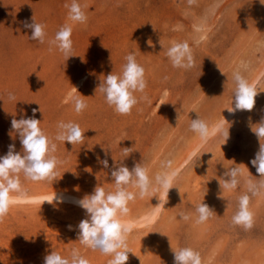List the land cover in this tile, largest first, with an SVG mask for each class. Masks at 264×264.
I'll return each mask as SVG.
<instances>
[{
    "label": "rangeland",
    "instance_id": "obj_1",
    "mask_svg": "<svg viewBox=\"0 0 264 264\" xmlns=\"http://www.w3.org/2000/svg\"><path fill=\"white\" fill-rule=\"evenodd\" d=\"M77 2L88 17L85 24L68 20L65 4L72 0H0V157L10 144L22 153L18 134L10 135L11 120L31 117L33 109L50 138L61 121L78 123L85 136L83 144L54 141L55 155L63 163L53 184L20 174L27 195L58 191L82 199L98 185L114 192V167L131 170L141 163L153 179V190L141 199L138 189H128L137 196L122 217L134 223L127 264H174V251L184 247L198 251L202 264H264V188L257 195L248 192L249 181L258 187L264 183L250 163L264 144L253 132L264 122V0ZM33 19L45 25L43 44L32 41L31 29L23 26ZM65 24L73 28V57L68 60L57 48L50 51L48 43ZM185 41L195 58L188 70L174 68L166 56L173 42ZM129 53L145 69L147 81L145 92L135 95L148 100H141L131 115L121 116L98 87L108 74L121 73ZM236 71L257 89L254 108L231 112L224 123L227 141L217 134L201 142L189 130L191 119L210 122L211 129L226 115L232 107L227 104L234 101ZM75 96L87 104L82 115L74 110ZM195 147L199 159L180 166L187 150ZM123 148H132L127 158ZM103 159L108 168L99 162ZM166 160L173 161L172 170H179L175 188L163 196L155 219L143 223L163 192L154 177ZM233 167L239 169V185L227 190L222 186L224 173ZM243 194L250 196V230L232 224ZM202 202L215 215L198 224L195 209ZM181 213L191 218L184 220ZM86 218L85 210L70 201L16 204L0 222V264H44L52 251L70 258L72 249L89 264H108L110 256L78 240V225Z\"/></svg>",
    "mask_w": 264,
    "mask_h": 264
},
{
    "label": "clouds",
    "instance_id": "obj_2",
    "mask_svg": "<svg viewBox=\"0 0 264 264\" xmlns=\"http://www.w3.org/2000/svg\"><path fill=\"white\" fill-rule=\"evenodd\" d=\"M193 0H189L191 4ZM68 8V20L73 24L87 23V15L77 0L65 4ZM24 28L31 29L32 41L45 43L47 33L45 25L35 22H22ZM73 28L69 24L62 26L55 34L54 38L49 40V50L57 48L68 60L72 56L73 41L71 39ZM166 56L172 66L177 69L188 70L195 66L193 49L188 42H173L167 49ZM126 63L122 65L119 75L110 73L99 85V91L104 95L106 103L114 111L121 115H131L132 110L141 100H148L146 95H141L138 99L136 93L143 94L147 88L145 79V69L138 64L135 54L129 53L125 57ZM222 73V72H221ZM223 74V73H222ZM235 91L233 94L235 108L231 107L229 112L236 110L252 111L255 105V97L258 95L257 89L253 84L241 74L240 71L233 73ZM73 87V86H72ZM76 91L77 89L73 87ZM81 96V95H80ZM80 96L72 97L74 110L77 115H82L87 108V104ZM9 100L15 101V96L9 94ZM233 103V102H232ZM162 105V104H161ZM40 110V108H39ZM37 109H33L31 117H21L11 120L10 135L14 132L18 134L22 145V153L15 151V145L10 144L6 155L0 157V222L9 214L10 209L18 203H35L36 198L29 197L24 190L20 174L22 173L26 180L32 182H48L53 184L59 175L58 167L63 163L56 155L57 143L67 142L71 145L83 144L85 140L84 131L78 123L59 122L57 131L53 138H50L41 129V121L35 118ZM41 111V110H40ZM223 121L212 126L201 118L191 119L190 131L197 134L204 143L217 135H222L226 141L229 138V128H224ZM253 130V129H252ZM259 140L264 139V122L253 130ZM132 152V148H123L122 154L127 158ZM197 152H193L186 163H193ZM104 168L109 167L107 159L99 161ZM256 168L260 178H264V144L260 143L259 151L255 158L250 161ZM172 160L163 161L162 171L154 177L155 185L163 189L168 197L169 190L173 187L178 177L179 170L172 169ZM240 172L238 168L227 169L223 179V188L227 190H236L239 185ZM111 177L115 184L114 192H106L102 186H96L92 194L85 195L82 199L76 201L77 205L86 212L87 218L78 225V240L86 248L92 251H99L105 256H110L108 264H127L128 254V236L133 231L134 223L124 221L122 217L129 214L128 207L131 201L136 199L137 194L129 191V187L138 189L139 198L143 199L153 190V179L150 178L148 169L141 163L129 170L126 166L114 167L111 171ZM220 183V182H219ZM221 186V184H220ZM259 188H264V183L259 187L249 181L248 192L257 195ZM63 203V198L55 196L51 200L45 199L48 203ZM250 196L243 194L238 200V209L232 217V224L240 226L245 230L253 227V214L250 211ZM42 206V205H41ZM196 223H204L213 215L214 211L205 203H200L196 209ZM181 218L189 220L190 214L181 213ZM71 230V226H69ZM44 264H89V261L80 255L78 249H72L70 258L62 257L55 251L44 257ZM174 264H202V257L198 251L190 247L180 248L174 251Z\"/></svg>",
    "mask_w": 264,
    "mask_h": 264
},
{
    "label": "bare ground",
    "instance_id": "obj_3",
    "mask_svg": "<svg viewBox=\"0 0 264 264\" xmlns=\"http://www.w3.org/2000/svg\"><path fill=\"white\" fill-rule=\"evenodd\" d=\"M242 63V62H241ZM246 64H247V62H246ZM261 71H262V68H261ZM260 71V72H261ZM257 76V75H256ZM256 78V77H255ZM255 78H254V81H255ZM253 83V82H252ZM233 101V100H232ZM228 102H230V101H228ZM234 102V101H233ZM226 103L227 102H225V105H226ZM229 104H231V106H232V108H235V104H233L232 105V102L231 103H228L227 105H229ZM224 105V106H225ZM223 106V107H224ZM230 106V105H229ZM230 106V107H231ZM220 108H222V107H220ZM231 110V109H230ZM228 111V110H227ZM220 112V111H219ZM223 112L221 111V114H222ZM215 115H216V113H214ZM224 114H225V112H224ZM230 114H231V112H227L226 113V115H221V116H223V118L226 120L229 116H230ZM214 115V116H215ZM220 114L218 113V116H219ZM212 116V115H211ZM210 116V117H211ZM213 116V117H214ZM217 116V117H218ZM216 118V117H215ZM220 118V117H219ZM223 118L221 119V120H219V122H217V123H220V122H222L223 121ZM210 123V122H209ZM208 123V124H209ZM211 123H212V121H211ZM213 124V123H212ZM215 124V123H214ZM216 125V124H215ZM231 125V124H230ZM211 126H213V125H211ZM201 141V140H200ZM202 142V141H201ZM201 142H199V144L201 143ZM196 145H198V143L196 144ZM195 145V146H196ZM192 146H194V145H192ZM198 147V146H197ZM197 147H195L194 149H192L190 152H189V149L187 150V152H188V154H187V156L184 158V160L182 161V163H180V166L184 163V162H186L187 160H188V157L193 153V152H195V150H196V148ZM187 152H185V154L187 153ZM182 156H184V155H182ZM181 157V156H180ZM179 166V167H180ZM177 167V166H176ZM172 168H173V166H172ZM175 169V168H174ZM178 169V168H177ZM172 170V169H171ZM56 194H57V196L58 197H62L63 198V201H70V202H73V203H76V201H78V200H80V198H77V197H74V196H70V195H66V194H62V193H58V191L56 192ZM55 196V193H51V194H45V195H39V196H33V198H36V202H43L44 203V201H45V199H47V200H51V198H53ZM163 196H165V194H164V191L161 193V196H160V199H159V202L157 203V205H156V207L155 208H151L152 210H150V212L148 211V210H146V211H148V213H146L144 216H143V218L142 219H144L142 222L143 223H146V222H151L153 219H155V217H156V215H157V213H158V211H159V209L161 208V205H162V202H163V200L162 199H164L163 198ZM165 201V200H164ZM46 203V202H45ZM77 204V203H76ZM141 217V216H140ZM124 221H130L129 219L127 220H124ZM136 225V224H135ZM140 225V224H139Z\"/></svg>",
    "mask_w": 264,
    "mask_h": 264
}]
</instances>
